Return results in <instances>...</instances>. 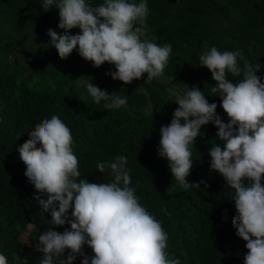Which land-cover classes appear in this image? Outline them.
Returning a JSON list of instances; mask_svg holds the SVG:
<instances>
[{
  "label": "trees",
  "instance_id": "16d2710c",
  "mask_svg": "<svg viewBox=\"0 0 264 264\" xmlns=\"http://www.w3.org/2000/svg\"><path fill=\"white\" fill-rule=\"evenodd\" d=\"M40 2L0 0V254L8 264H39L43 253L35 250L38 235L48 227L58 232L70 227L47 225L43 220L35 197L47 196L38 193L24 175L26 166L17 151L28 139V131L56 115L71 130L81 178L110 182L109 171L100 173L97 163L117 155L127 157L130 187L167 233L170 258H178L180 264H244L246 242L231 223L236 214L233 190L210 170L208 150L214 143L223 147L217 128L212 123L203 125L192 148L193 166L186 179L200 188L182 189L167 160L157 153L159 129L170 123L178 107L169 89L183 94L188 90L184 85L196 86L209 103L217 104L222 120H228L220 97L211 92L216 83L211 72L199 66L205 46L221 52L239 50L253 66L260 64L256 74L264 77V0H146L147 36L142 39L155 37L160 46L170 44L172 52L161 79L148 83L145 74V79L130 84L106 75L115 71L114 65L105 62L93 67L76 49L66 59L59 58L47 32L52 28L62 34L58 9L44 11ZM91 2L96 6L103 0ZM78 32V28L69 30ZM237 59L243 67L244 60ZM82 75L108 93L126 96L127 105L106 110L104 101L94 104L86 90L76 86L74 80ZM44 219L50 216L45 213ZM83 250L93 255L87 245ZM14 254L21 260L14 261ZM73 264H81V257Z\"/></svg>",
  "mask_w": 264,
  "mask_h": 264
},
{
  "label": "clouds",
  "instance_id": "9594fccd",
  "mask_svg": "<svg viewBox=\"0 0 264 264\" xmlns=\"http://www.w3.org/2000/svg\"><path fill=\"white\" fill-rule=\"evenodd\" d=\"M44 11L58 9V28H49L48 42L61 59L74 49L93 67L105 62L115 71L106 73L112 79L130 84L134 79L151 83L161 79L172 46L156 44L147 36L149 8L146 0H103L93 6L91 0H42ZM79 29L76 34L69 30ZM244 60L241 67L237 58ZM199 66L206 67L216 82L211 87L219 96L226 113L225 123L216 113L217 104L209 103L196 86L181 94L169 89L178 107L170 123L159 129L158 156L167 160L172 177L188 190L199 183L187 177L193 166L192 148L201 135V127L212 123L223 147L214 143L208 150L210 170L218 172L232 189L236 214L232 217L235 234L246 244L244 264H264V77L237 51L223 52L205 46L199 55ZM82 75L75 79L94 104L104 101L106 110L127 105L121 97L100 89ZM229 77L240 79L233 82ZM20 135L16 137L18 139ZM24 175L40 194L35 197L47 225L70 227L58 232L52 227L38 235L35 250L43 253L39 264H73L79 256L81 264H180L169 257L168 235L161 223L139 203L135 188L130 187L127 157L117 155L110 161L98 162L100 173L106 170L110 182L93 183L81 178L79 160L73 152V137L68 126L56 115L44 119L28 131V139L18 145ZM201 183H204L202 180ZM69 209L71 212L69 214ZM47 213L50 219L45 220ZM227 217H225L226 219ZM87 245L93 255L84 253ZM68 250L67 255L65 252ZM14 261H20L18 254ZM0 264H8L0 254Z\"/></svg>",
  "mask_w": 264,
  "mask_h": 264
},
{
  "label": "rangeland",
  "instance_id": "374dc122",
  "mask_svg": "<svg viewBox=\"0 0 264 264\" xmlns=\"http://www.w3.org/2000/svg\"><path fill=\"white\" fill-rule=\"evenodd\" d=\"M218 14V13H217ZM24 51L29 55V49L26 47L24 48ZM28 59H30L29 57H27Z\"/></svg>",
  "mask_w": 264,
  "mask_h": 264
}]
</instances>
